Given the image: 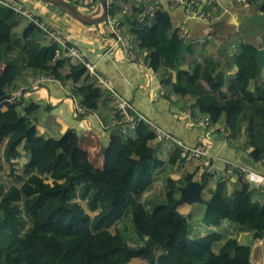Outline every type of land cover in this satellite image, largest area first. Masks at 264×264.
Returning a JSON list of instances; mask_svg holds the SVG:
<instances>
[{"label": "trees", "instance_id": "obj_1", "mask_svg": "<svg viewBox=\"0 0 264 264\" xmlns=\"http://www.w3.org/2000/svg\"><path fill=\"white\" fill-rule=\"evenodd\" d=\"M118 1L109 4V15L118 10ZM96 3L89 0L88 4ZM134 4L141 8L136 1ZM134 8L123 23L139 50L147 52L149 67L160 75L161 83L180 97L194 98L193 106L210 123H221L225 117L223 127L228 137L244 134L262 163L264 81L257 83L262 78L256 57L259 48L247 43L238 46L234 58L237 70L231 78L217 73L220 63L208 59L204 66L193 61L186 70L179 68L172 81L171 71L186 39L174 27L167 9L161 7L151 18L142 20ZM260 11L264 12V0H260ZM1 23L11 33L8 42L0 41V62H5L0 82L11 85L23 70H32L55 81L79 84L67 92L88 112L96 108L91 98L103 93L93 86L82 65L71 64L66 69L63 49L57 44L42 45V32L25 25L2 5ZM27 31L33 32L31 36L25 37ZM187 53H193V45H188ZM223 86L225 91H221ZM10 99L0 91V145L7 139L4 149L0 147V171L4 162L9 176L15 177V161L24 158L22 174L28 177L7 188L0 180V264H130L136 259L141 261L137 264L264 262V250L256 255V249H261L257 242L264 240V201L252 200L250 184L243 176H237L239 186L231 191L229 178L223 173L214 176L215 187L201 195L207 206L200 223L211 231L188 239L168 212L177 201V187L193 181L197 173L178 180L168 176L184 161L179 147H173L166 163L160 165L151 154L156 135L149 124L139 121L132 137L119 138L115 146L101 150L103 166L96 169L79 147L74 131L57 136L52 145V139L40 134L28 120L38 106ZM117 117L115 113L120 124ZM38 175H49L52 183ZM212 177L206 172L201 182L206 186ZM79 201L97 213L90 217ZM21 210L33 221L22 237ZM186 218L191 221L190 215ZM223 223L240 228L228 232L230 227ZM111 227H115V234L108 231ZM128 232L135 237L128 240Z\"/></svg>", "mask_w": 264, "mask_h": 264}, {"label": "crops", "instance_id": "obj_2", "mask_svg": "<svg viewBox=\"0 0 264 264\" xmlns=\"http://www.w3.org/2000/svg\"><path fill=\"white\" fill-rule=\"evenodd\" d=\"M16 1L21 2L26 8L41 16L68 43L81 50L87 59L95 62L99 72L111 82L121 97L130 101L135 112L150 125L151 129L152 127L161 129L180 140L187 147H202L216 158L213 166L219 173L223 172L225 168L224 162H230L264 176V161L262 163L258 161L255 150L247 145L245 135L241 134L236 138L228 137L229 134L223 127L226 124L225 117L221 123H210L206 116L193 106L194 98H183L171 92L169 86L161 83L158 73H151L150 68L146 67L145 64L128 60L124 52L113 53L110 50L113 41L106 22L85 25L75 20L67 11L41 0ZM135 1L137 4L140 2V0H130L125 3L122 0V3L119 0L117 2L118 9H121L123 5L138 7L134 4ZM198 1L204 4L211 1V7L207 9L208 21L189 18L183 8L170 9L165 0L162 3L163 8L170 11L174 27L180 29V36L186 39L188 45H193V53H185L179 68L186 70L193 61L204 66L207 60L211 59L220 63L217 73H223L226 77L231 78L237 70L234 58L241 43L253 44L264 49V12L260 11V0ZM80 9L82 11L86 9L88 14H91V20L101 13L98 3ZM79 13L82 15L81 11ZM254 18L257 21L253 22ZM20 20L25 23L24 20ZM22 25L24 26V24ZM123 27L127 30V24L123 23ZM10 33V28L1 23L0 41L8 42ZM32 33L27 31L25 37L31 36ZM40 43L47 45L44 39ZM71 64L67 61L65 68L67 69ZM4 68L5 62H0V74ZM171 72L172 81H175L174 72ZM40 77L42 75L37 72L23 70L11 85L0 82V91L24 105L38 106L28 120L35 124L40 134L52 139V145H54L53 139L57 136L67 131H74L79 138V147L87 153L92 166L101 169L103 166L101 150L115 146L119 138L132 137L135 127L112 125L115 110L111 103L105 99L104 94L91 98L96 102V108L93 111L87 112L83 116L77 115L74 112L73 103L65 95L68 89L77 87L79 84H74L71 81L62 83L52 80L46 81L44 84H36ZM261 81H264V67L262 68V78L257 83L259 84ZM254 84V82L250 84V90L253 89ZM226 89L227 87L223 86L221 91ZM205 120L209 124H206ZM201 122L205 124L200 125ZM6 141L7 139L0 145L2 150ZM156 142L153 144V148ZM173 147L170 142L160 144L156 151L160 165L166 163ZM18 150L22 153L21 147ZM17 161L22 162V165L21 170H19L20 174L16 173L15 169V178L21 180V183L28 176L22 174L24 158L16 160L15 165ZM6 165L2 162V169ZM197 169V160H184L182 164L174 167L168 176L178 180L189 173L196 172ZM31 174H35V172ZM38 176L43 177V175ZM212 178L207 181L203 193L208 188L215 187L214 182L212 185L209 184L211 180L216 179L215 177ZM237 179V176L229 178L231 183H227V185L230 191L239 186ZM193 180L200 181L197 173ZM46 182L49 183V181ZM160 182H162V178ZM250 191L253 201L258 203L264 201V196L257 188L250 186ZM175 196L178 200L180 197L178 190ZM201 206H203V210L201 214L198 213L200 219L205 210V206ZM177 210L186 217L190 215L191 219L199 212L198 209L194 208V205L186 204L179 206ZM198 230L200 233L198 237L211 231L210 229ZM187 231L189 233V225ZM257 246L261 249H256V255L264 250V240L258 241ZM254 264H264V262L257 259Z\"/></svg>", "mask_w": 264, "mask_h": 264}, {"label": "built area", "instance_id": "obj_3", "mask_svg": "<svg viewBox=\"0 0 264 264\" xmlns=\"http://www.w3.org/2000/svg\"><path fill=\"white\" fill-rule=\"evenodd\" d=\"M76 1L84 5L88 4V0ZM111 1L112 0H106L107 10L110 9L109 4ZM165 2L170 9L177 7L183 8L189 18L199 19L202 21L209 20L207 9L211 7V1L207 2L206 4L201 3L198 0H165ZM162 3L163 0H140L139 4L141 8L135 7L133 12L138 13L140 19L142 20L144 18L149 19L154 15L155 11H158L161 9V7H163ZM0 5L14 11L17 14V17L24 20L28 27L40 30L43 34V39L47 42V44H57L60 46L64 51L63 56L70 63L80 64L84 67L86 74L89 76L90 82L95 88L99 89L104 94L105 99L113 106L115 113L118 116L117 118L120 119V124L116 122L117 119L115 118L113 119L112 124H114L116 127L121 125H131V127L134 128L137 122H146L135 112L130 101H127L121 97L114 89L111 82L99 72L97 64L87 59L86 55L77 47L68 43L67 40L61 36L54 27H52L46 21L40 19L39 15L26 8L19 1L0 0ZM129 11H131V7H129V5H123L121 9L113 12L112 15L108 14L106 17L105 22L109 27V33L113 41V44L110 46V50H112L113 53L122 51L126 54L128 60L145 64L146 67L150 68L147 52H141L139 50L135 38L123 27L122 19H124L126 14H129ZM150 70L151 73H154L151 68ZM49 80L55 81L51 77L42 76L36 81V84H44ZM65 96L73 103L74 112L77 115L83 116L88 112L86 107L81 105L77 98L72 97L70 93L66 92ZM11 100L13 99H10V101ZM205 123L207 124L208 122L205 120ZM205 123L201 122L200 125ZM152 131L156 135V141L163 139L164 142H170L174 147H179L182 150V156L184 157V160H197V174L199 177L204 175L206 172L213 177H217L222 173L227 178L241 175L244 177L245 183H249L253 188H257L264 196V176L252 171H248L243 167L234 165L230 162H224L225 168L223 172L219 173V171L213 166L214 162H216V158L210 155L202 147H187L180 140L174 138L169 133L155 127H152Z\"/></svg>", "mask_w": 264, "mask_h": 264}, {"label": "water", "instance_id": "obj_4", "mask_svg": "<svg viewBox=\"0 0 264 264\" xmlns=\"http://www.w3.org/2000/svg\"><path fill=\"white\" fill-rule=\"evenodd\" d=\"M44 3H47L49 5H52L54 7L60 8L62 10L67 11L70 13V15L77 21H79L82 24L85 25H96L101 22H105L106 17L108 16V10L106 5V0H97V3L100 5L101 13L98 17L95 19L88 18L85 19L77 9H75L70 3L66 2L65 0H41ZM188 49V43H184L183 47L179 53V56L176 60V63L174 64L172 71L174 72L175 77H177V74L179 72V66L180 63L187 52ZM257 64L260 69L264 67V49L259 48L257 52ZM163 139L156 142L153 151L151 152L152 155H156V151L160 144H163ZM205 184L200 182L199 180H193L186 184L185 186H179L177 187V190L180 193L179 199L172 205L168 212L170 215H172L176 222L179 223L182 226V231L185 232L187 227L186 222V216L184 214H181L178 212L177 208L181 205H204L207 206V202L204 201L201 197L203 188Z\"/></svg>", "mask_w": 264, "mask_h": 264}, {"label": "rangeland", "instance_id": "obj_5", "mask_svg": "<svg viewBox=\"0 0 264 264\" xmlns=\"http://www.w3.org/2000/svg\"><path fill=\"white\" fill-rule=\"evenodd\" d=\"M75 9L79 10L82 12V16L85 18V19H88L90 18L91 14H88L87 10L85 8H88L90 7L89 4H87L86 6L84 4H81L79 3L78 1L76 0H71L69 2ZM89 3V1H88ZM97 4V3H96ZM80 8H84L85 10L82 11ZM257 21V19L254 18V21L255 22ZM254 25V24H253ZM21 165H22V162L20 161H17L16 165H15V169H16V173L20 174L21 172H19V170H21ZM48 176L46 175H43V179H45L46 181H49V183H51L52 181L48 178ZM0 180H1V183L3 184V186L5 188L11 186V185H19L20 181L15 178V177H10L9 176V167L6 165L3 167V169L0 171ZM214 182V180H211L210 181V185H212ZM79 203L83 206V208L85 209V212L90 215V217H93L97 211L95 212H91L89 211L87 208H86V204L85 202L83 201H79ZM179 208V207H178ZM184 208V207H183ZM194 208L195 209H198L199 212H197L194 216H193V219H190L191 221H187L186 219V222H187V226L189 225V233L187 231V227H186V230H185V236L188 238V239H193V238H196L200 235V233L198 232L199 230L198 229H206L204 228V226H202V224L200 223V217L198 215L201 214L202 210H203V206L199 205V204H196L194 205ZM129 211V209L127 210V212ZM20 218H21V221H22V227L20 228V236L22 237L24 235V233L30 228L31 224H32V219L24 212L21 210L20 214H19ZM161 221H165L164 219H161ZM176 227L178 228H182V226L179 224V223H175ZM223 225H228V227H230V229L228 230V232H232L233 233V230L236 231V229L240 228V227H237V226H234V225H230V224H227V223H223ZM132 226V225H131ZM130 226V228H131ZM133 229V226L132 228ZM108 231H110L112 234H115V227H111L108 229ZM233 235V234H232ZM135 236L133 235V233L131 232H128V236H126V238L128 240L130 239H133ZM141 261L139 260H134L132 261L130 264H137V263H140Z\"/></svg>", "mask_w": 264, "mask_h": 264}]
</instances>
